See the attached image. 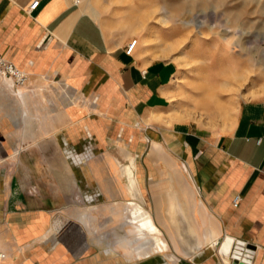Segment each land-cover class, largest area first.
Returning <instances> with one entry per match:
<instances>
[{
  "label": "crops",
  "instance_id": "1",
  "mask_svg": "<svg viewBox=\"0 0 264 264\" xmlns=\"http://www.w3.org/2000/svg\"><path fill=\"white\" fill-rule=\"evenodd\" d=\"M33 1L0 0V54L28 76H0V264L173 261L169 247L187 264H228L226 235L264 264V100L206 129L212 117L188 120L175 100L177 63L128 53L132 33L109 29L93 0ZM129 193L126 258L76 218L81 198L108 213Z\"/></svg>",
  "mask_w": 264,
  "mask_h": 264
},
{
  "label": "rangeland",
  "instance_id": "2",
  "mask_svg": "<svg viewBox=\"0 0 264 264\" xmlns=\"http://www.w3.org/2000/svg\"><path fill=\"white\" fill-rule=\"evenodd\" d=\"M93 6L109 29L132 33L131 42L138 41L135 50L151 60L177 63L175 100L187 107L188 120L212 117L213 125L206 129L216 131L233 121L242 100H264V0H93ZM133 18L135 26L147 29V38L129 29ZM127 171L121 169L126 179ZM128 200L138 198L129 193L108 213L84 198L77 201L85 209L76 219L87 226L93 242L117 248L124 257L119 240L132 229L122 226L129 216ZM174 247L182 253L179 245ZM167 251L173 261L162 253L129 260L147 264L157 256L156 264H187L170 247Z\"/></svg>",
  "mask_w": 264,
  "mask_h": 264
},
{
  "label": "water",
  "instance_id": "3",
  "mask_svg": "<svg viewBox=\"0 0 264 264\" xmlns=\"http://www.w3.org/2000/svg\"><path fill=\"white\" fill-rule=\"evenodd\" d=\"M218 254L224 262L228 260V264L230 259V264H252L254 249L248 247L245 242L226 235L219 241Z\"/></svg>",
  "mask_w": 264,
  "mask_h": 264
},
{
  "label": "built area",
  "instance_id": "4",
  "mask_svg": "<svg viewBox=\"0 0 264 264\" xmlns=\"http://www.w3.org/2000/svg\"><path fill=\"white\" fill-rule=\"evenodd\" d=\"M39 0L33 1L29 9L30 11H33L34 9L37 8L39 5ZM80 0H75V3H79ZM137 41L134 40L131 45L128 47L127 52L131 53L136 45ZM0 74L4 75L5 77L11 78L15 85H25L28 81V76L27 74L18 68L13 62L9 61L6 59L3 55L0 54ZM237 203V202H236ZM0 258L3 259L5 258L4 253H0Z\"/></svg>",
  "mask_w": 264,
  "mask_h": 264
},
{
  "label": "bare ground",
  "instance_id": "5",
  "mask_svg": "<svg viewBox=\"0 0 264 264\" xmlns=\"http://www.w3.org/2000/svg\"><path fill=\"white\" fill-rule=\"evenodd\" d=\"M137 43H138V41H137ZM137 43H136V45H137ZM136 45H135V46H136ZM0 76L3 77V78H9V77H5L4 75H1V74H0ZM10 79H11V78H10ZM17 86L20 87V86H23V85H17ZM153 230H154L156 233H158V234L160 233V231H159L155 226L153 227ZM158 240H160V239H158ZM163 247H165V245L161 242V243H159V244L157 245V250L163 249Z\"/></svg>",
  "mask_w": 264,
  "mask_h": 264
}]
</instances>
